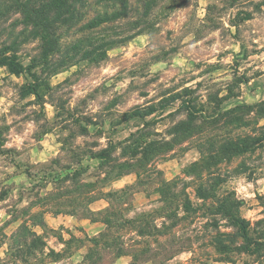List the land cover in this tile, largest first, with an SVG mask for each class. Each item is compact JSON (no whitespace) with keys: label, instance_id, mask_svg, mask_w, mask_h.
<instances>
[{"label":"rangeland","instance_id":"rangeland-1","mask_svg":"<svg viewBox=\"0 0 264 264\" xmlns=\"http://www.w3.org/2000/svg\"><path fill=\"white\" fill-rule=\"evenodd\" d=\"M86 1L87 7H84L83 11L87 13L85 18H88L98 7L93 4L94 0ZM154 5L155 8L151 6L146 22H139L142 19L141 11L131 13L121 22L126 23V29L121 26L115 32L98 28L79 30L78 24L70 28L60 27L59 43L62 45L59 50L77 38L83 39L81 44L86 46L98 38H110L116 33L130 37L124 42L110 45L106 56L98 63L81 60L60 66L55 64L60 54L55 53L47 65L41 64L32 68L33 75L26 72L15 75L6 67H0V80H25L22 85L14 82L10 84L8 91L18 98L17 102L24 103H20L19 107L10 106L6 114L2 111L4 93L0 92V164L15 169L14 172L0 176V211L10 216V219L0 224V259H3L2 253L7 249L6 264H14L16 261L29 264L33 258L36 259V264H264V192L261 190V182L264 181V145L235 157L230 163L222 162L218 165V174L224 182L219 185L217 195H225L228 192L240 201L239 213L249 223L245 239L233 235L235 229L226 220L218 219L217 215H206L203 209L196 213L183 212L181 207V200L187 197L193 207L210 202L197 198L195 183L193 179H186L188 176H185L183 170L200 157L196 142L211 133L224 134L227 129L221 124L213 128L203 126L198 134L176 143L170 150L156 149L151 155H147L141 146L132 156L133 144L128 140L136 133L132 129H140L142 124L149 136H145L141 141L157 140L161 143L163 139H157L161 135L157 129L175 122L165 129L167 134L172 135L170 132L173 127L185 119L186 111L183 110L188 105L197 110V118L200 113L209 114L219 107L225 110L236 104H254L262 101L253 99L252 103H247L241 102V98L247 99L245 89L247 96L264 95V87L260 85L264 70L257 67L249 76L247 73L250 69L245 68V74L237 75L242 61L264 55V48L258 43L257 34L252 32L247 24L253 20V12L246 10L247 6L243 4V0H156ZM233 8H239L240 11L226 22L224 16ZM253 9L257 15L256 23H264L262 5L257 3ZM201 12L203 16L200 15ZM134 22L139 23L134 26ZM9 24L10 21L7 20L3 24L4 27L0 28V43L9 35V29L6 28ZM197 24L200 26L197 27ZM242 24L245 25L243 29L239 27ZM18 29V26L14 27L9 41L16 37ZM146 33H151L154 37V43L160 49L158 54L149 55L145 49L134 43ZM245 33L251 36L249 43L253 47L248 50L241 44V53L233 60L231 66L233 78L227 88V95H222L224 89L221 88L208 90L207 104L200 103L205 90L215 86H210L197 77L203 75L211 78L216 74L222 75L223 66L216 61L227 59L231 54V49H228L224 53L210 56L206 49H211L217 40L227 45L229 37L239 41ZM86 35L92 36V39L84 40ZM205 35L209 39L203 40ZM189 36L193 37L192 41L188 40ZM17 42L22 63L26 58L41 53L38 39L19 36ZM193 42L197 44L195 49L191 47ZM188 57L193 60L207 57L208 60L207 67L203 64L192 65L198 70L203 68V71L197 72V76L180 81L181 85H190L195 80V87L185 86L180 92L175 91V86L164 89L157 92L156 96L150 97V100L157 102H149L144 108L134 104L127 111H123L133 99L132 93L138 92L140 99L148 97L152 85L157 80L173 76L172 65H175L176 60ZM169 60L171 64L168 63ZM81 64L84 65L83 69L78 67ZM130 64L132 70L128 71V76L143 83H129L124 95H115L108 99L109 89L121 84L124 79L122 73ZM157 64H164L167 71H157L151 78L145 79L151 67ZM112 67L120 69L115 82H105L86 98L77 99L75 107L70 110L68 105L73 93L69 86L82 89L88 80L107 75L104 69L111 71ZM5 72L7 75H4ZM53 78L60 79L54 84ZM31 87H34L36 92H29ZM32 96H35L34 100L31 99ZM11 98L9 96V99ZM177 101L179 107L170 111ZM89 104L100 105L101 111L84 115ZM150 107L154 108V111L143 118L132 115L136 111H149ZM49 108L55 111L51 124L46 117ZM27 109L31 111H26ZM153 113H157V116L149 119ZM15 117H19V121ZM10 118L11 123H8ZM242 118L249 122L256 116L251 112L244 113ZM41 120H44L43 124L40 123ZM258 122V125L264 124V119ZM28 123L35 125V129L30 133L26 127ZM255 127L250 123L232 130L230 134L259 135L260 130ZM54 129L68 131L69 135L56 141L60 149L49 163L33 164L30 150L27 157L21 158L22 152H18L14 147H4L10 137L24 136L25 143L35 140L39 143L40 151H43L46 137ZM125 132L129 133L127 137L123 135ZM78 137L84 138L83 147L73 148L72 145ZM105 141L106 148L103 146ZM53 147L54 145H49V148ZM106 153L108 156L104 157L103 154ZM116 166L126 170V173L117 175L119 171ZM89 168H94V171L89 173ZM21 175L25 177L26 182L31 183V187L26 191L23 187L24 181L17 183ZM92 177L96 178L94 182H82V178L91 180ZM174 180L176 185L170 190L169 187L166 188L168 192L164 201V197L156 190L162 187L164 182ZM49 184L54 186L55 191L42 196L41 193ZM121 188L124 189L123 193L115 194V197L108 195ZM14 190H18L17 197L14 201L8 200ZM183 192L186 195L182 194ZM171 194L176 195L175 201H171ZM90 195L97 197L87 205L94 213L88 212L85 207L82 208L86 206V197ZM25 198H32L31 203L23 208L18 207ZM5 200H8V205L11 206L4 204ZM137 207L150 210L137 213L133 217L137 218L136 222L128 223L123 228L117 229L113 226L111 230L106 231V226L99 221L101 210H114L118 218H127L128 213ZM167 211L169 214L174 212L173 217L167 218ZM34 215H39L44 225L34 223ZM157 221L161 222L160 228L156 227ZM214 221L216 225L213 224ZM24 224L36 235L28 255L24 245L16 247L11 242V235ZM17 225L18 227H14ZM37 228L40 229L39 233L36 232ZM105 232L109 234V238H103L100 247H93L91 238L102 239L101 234ZM177 233L180 235L177 236ZM218 233H225V236L234 240L231 244L228 242L230 246L227 253H218L209 244L210 236L219 235ZM31 239L32 237H28L25 244L29 245ZM255 239L258 242L251 244L250 241ZM49 240L52 243H49ZM57 248H60V251H57ZM18 250L22 252L16 257L14 254ZM45 250L46 256L37 258L36 254H43ZM86 254L89 256L85 257ZM120 254L122 255L119 256Z\"/></svg>","mask_w":264,"mask_h":264},{"label":"trees","instance_id":"trees-1","mask_svg":"<svg viewBox=\"0 0 264 264\" xmlns=\"http://www.w3.org/2000/svg\"><path fill=\"white\" fill-rule=\"evenodd\" d=\"M156 0H94L93 4L98 7L97 11H94L93 15L85 18L86 12L84 7H87L86 0H0V28L4 27L3 24L10 21V24L6 27L9 29V35L5 41L0 43V67H6L8 71L15 75H20L24 72L31 73L32 68H36L39 65H47L51 56L55 53H59V59L55 61V64L62 66L64 63L74 64L81 60L93 61L98 63L106 56L107 48L116 43L124 42L128 38L127 34L116 33L115 36L110 38H98L95 42H90L86 46L82 45L83 39L77 38L75 41L65 45L63 49L59 50L62 45L59 43L60 27L65 26L70 28L78 24V29H97L98 30H111L115 32L117 28L123 27L126 23H121L128 14L137 13L141 11L140 23H144L147 20V15L151 11L152 7L155 8L154 2ZM108 2V3H107ZM152 6V7H151ZM137 21V20H136ZM134 22V26L136 23ZM19 27L16 32V37L9 41V37L13 34L14 27ZM16 29V28H15ZM121 29V30H123ZM5 31V28L2 29ZM119 31V30H118ZM91 33V32H90ZM126 33V32H125ZM28 36L33 37L40 42L41 53L30 56L31 61L27 65L22 63L21 55L19 53V45L17 37ZM127 36V38H125ZM92 36L86 35L84 40L90 41ZM86 41V42H87ZM29 92H36L34 87L30 88ZM144 111V110H143ZM154 111V108L144 112H133L132 115L145 117ZM186 116L185 119L179 121L170 132L174 137L171 141L148 140L141 141V139L149 136L148 132H145L143 128L137 129L136 133H133L128 140H131L132 156L137 152L136 149L143 146L142 149L147 155H151L156 149L162 151L170 150L176 143L185 141L191 138L193 135L198 134L203 128L218 127L220 124L227 131L224 134H208L202 137L199 142H196V147L200 153V157L191 162L183 170L185 176L191 177L195 183V193L199 200L210 201L207 205L205 203L198 204L193 207L191 200L187 197L182 201V211L196 213L197 211L204 210L206 215H217L218 219L226 220L231 227L235 229L233 235L244 237L247 239V227L249 223L240 215L239 207L240 201L236 197H232L228 192L225 195H217L219 185L224 182L220 179L218 165L222 162L230 163L235 157L242 155L249 151L252 152L261 145H264V124L258 125L260 119H264V100L254 104H236L233 107L225 110L216 108L211 113L206 114L202 112L199 121H196L197 110L192 107H185ZM253 112L256 116L255 119L245 121L242 118L244 113L248 114ZM253 121V122H252ZM247 123V124H245ZM253 123L258 130L259 135L251 134H230L232 130L238 129L241 126H247ZM201 128V129H200ZM146 136V137H145ZM142 144V145H141ZM130 155V156H131ZM107 157L108 154H103ZM118 174L126 173V170H122L121 167L116 166ZM175 180L172 182H164L162 187L157 188L158 194L164 197L167 195L166 188L170 190L176 184ZM173 184V185H172ZM172 185V186H171ZM124 189L121 188L118 191L111 192L108 195L115 197V194L123 193ZM182 194H185L184 192ZM186 195V194H185ZM171 201L176 200V195L171 194ZM97 197L92 195L86 197V208L88 212L94 213L88 209V204ZM120 198V196H119ZM163 201V199H162ZM199 203V202H198ZM205 205V206H204ZM167 210V209H166ZM99 213V212H98ZM167 213V218L173 217V213ZM32 220L36 224L44 225L43 220L39 215L32 216ZM137 218H118L114 210H101L100 222H102L106 228V231L112 229L113 226L123 228L126 224L135 223ZM216 225V221L213 222ZM218 225V224H217ZM219 235L210 236V245L218 253H227L230 244L234 241L230 236H225V233H218ZM102 235V236H101ZM98 237L91 238V244L93 247H100L103 238H109V234L102 233ZM28 237H32L29 245ZM36 239V235L30 230L26 224L20 225L16 232L11 235V242L14 246L20 247L24 245L27 249V255L30 252V245ZM227 242V243H224ZM228 242H230L228 246ZM258 240H251L250 243H257ZM107 244V242H105ZM109 245L107 244V247ZM247 251V250H246ZM19 251L14 255L20 256ZM120 254L119 256H121ZM89 255L86 254L85 257ZM118 256V257H119Z\"/></svg>","mask_w":264,"mask_h":264},{"label":"clouds","instance_id":"clouds-1","mask_svg":"<svg viewBox=\"0 0 264 264\" xmlns=\"http://www.w3.org/2000/svg\"><path fill=\"white\" fill-rule=\"evenodd\" d=\"M257 3H260L262 5V10H264V0H243V4L246 5V10L249 12H253V20H250L247 22V24L250 26V30L252 32H255L258 36V43L261 45L262 48H264V23L261 24H257L256 20H257V15L254 12L253 6ZM221 7H223V4H221ZM240 11L239 8H233L230 9L229 12L224 16V20L227 22L228 20H230L232 17H234L235 13ZM201 16H203V12L200 13ZM202 23V21H201ZM200 25L197 24V27H199ZM239 27L241 29H243L245 27V25H239ZM213 35H216L215 33H213ZM193 37L189 36L188 40L192 41ZM209 39V37L207 35H205L203 37V40H207ZM251 39V36H249L248 34H244L242 39L237 41V40H233L231 37L228 38V43L227 45H225L222 41L217 40L216 44L211 48V49H206V51L208 52V54L210 56H215L216 53H224L226 52L228 49H231V54L227 56V59H222L219 61H216L218 63H220L223 66V74H216L215 76H212L211 78H209L208 76H198L197 79L201 80V81H206L208 85L212 86L214 85L215 87H212L210 89H206L205 90V94L202 96L200 103L203 104H207V98H206V93L208 90H212L214 91L216 88H221L224 89V91L222 92V95H227V88L229 86V84L232 82V78H233V73L231 71V66L233 63V60L241 53V44H243L245 46L246 49L250 50L253 45L249 43V40ZM203 40L200 41V43H203ZM136 43L139 47L145 49L149 55H156L159 53L160 49L159 47H157L156 43H154V37L152 36L151 33H146L139 41L134 42ZM191 47L193 49H195L197 47V44L195 42L191 43ZM31 61V57L26 58L23 63L25 65H27L28 63H30ZM257 61H259V63H257ZM169 64H171V60H169L168 62ZM193 64H203L204 67H207L208 64V60L207 57H201L200 59H196L193 60L190 57L186 58V59H177L175 65H172V71H173V76L169 77V78H162L157 80V82L155 84L152 85V90L149 92V96L148 97H144L143 99H140L138 97V92H134L132 93V97L133 99H131L127 105V107H125L123 109V111H127L128 108H131L134 104H139L142 108L147 107V103L149 102H157V101H152L150 100V97H154L157 95V92L159 91H163L164 89H169V88H173L175 86V91L176 92H180L182 91L183 87L187 86V87H195L196 86V81H192V83L190 85H181L180 81L181 80H187L190 79L193 76H197V72L198 71H203V68L201 69H196L194 68L192 65ZM79 68L83 69L84 65H78ZM259 67L262 70H264V55H261L259 57H253L250 58L249 61H242L241 62V66L239 68V71L237 73V75H241V74H245V68L250 69V71L247 73V75L251 76L252 72H254L256 70V68ZM132 70V65L130 64L128 69L125 70L122 73V76L124 77V79L122 80L121 84L118 87H114V88H110L109 89V96L108 99L113 98L115 95H124L125 94V90L127 88V85L129 83L132 84H141L143 83V81L140 80H133L131 77L128 76V71ZM157 71H167V69L165 68L164 64H157L151 67V70L148 74V76L145 79H149L151 78L152 75H154ZM104 72L107 75H101L99 77H97L96 79L93 80H88L86 82V86L81 88H77V87H73V86H69L72 88V93H73V97L70 99V103L68 105L69 109L71 110L72 108L75 107L76 104V100L77 99H84L87 97V95L89 93H92L95 89L101 87L102 84H104L105 82H115L116 79V75L118 73H120V69L119 67H112L111 71H109L108 68L104 69ZM4 75H7V73L5 72ZM26 75V74H25ZM60 78H53V83L55 84L57 82V80ZM220 81V82H218ZM14 82L16 84H20L22 85L23 83H25L24 79H15V78H11V80H0V85H2L3 87H0V92L4 93L3 96V113H7L8 109L10 106L14 105L16 107L20 106V103H24V101L21 102H17L18 98L13 95L10 91H8V89L10 88V84ZM260 85L261 87H264V77L261 78L260 80ZM67 90V89H66ZM245 95L247 97V99H245V97L241 98V102H247V103H252L253 99H257V100H264V95H260V96H247V89H245ZM9 96H11L12 98L9 99ZM31 99H35V96H32ZM159 99H163V97H159ZM179 107V101H177L175 107H173L172 109H170V111H175L176 108ZM26 111H31V109H27ZM101 111V106L100 105H92L89 104L88 108L85 110V112L83 113L84 115H92L93 113H98ZM165 115H167V113H165ZM157 116V113H153L152 117H149V119L153 118ZM47 120L49 122V124H51V121L55 118V111L52 108H49V110L47 111L46 114ZM15 119H17V121H19V117H15ZM93 119H95V116H93ZM8 123H11V118L9 119ZM41 124L44 123V120L40 121ZM175 122H171L170 124H166L160 128L157 129V131H159L161 133L160 137H157V139H163L165 141H171L173 139L172 135H169L166 133L165 129L167 127H170L174 124ZM29 133L31 131H33L35 129V125L32 123H28L26 125ZM140 127L142 128L143 125L141 124ZM137 129L133 128L132 131H136ZM69 135L68 131H63L61 132L59 129H54L47 137H46V143L44 146V150L40 151L39 149V143L35 140H29L27 143H25V138L24 136H15V137H10L9 138V142H7L4 147L5 148H15L18 152H22V157H27L29 155V150L31 151V155H32V163L33 164H40L41 162L43 163H49L51 161L52 158H54L56 156L57 151H59L60 149V145L56 143L57 140L62 139L63 137H67ZM125 137H127L129 135L128 132H125L123 134ZM83 137H78L75 142L73 143L72 147L75 148L77 146H80L81 148L83 147ZM49 145H54L53 148H49ZM103 146L106 148L107 147V142L105 141ZM99 149H93V151H98ZM198 158V157H194ZM2 159V158H0ZM95 163V162H94ZM183 167V165H182ZM15 169L12 167H7L6 164H0V176L3 175H7L8 173L14 172ZM94 171V168H89L88 172L91 173ZM95 177H92L91 180L87 179V178H82V182L83 183H88V182H94L95 181ZM186 179H192L191 177H187ZM24 181V190L26 191L27 188L31 187V183L26 182L25 181V177L24 176H20L19 180L17 181V183H20ZM262 184V192H264V181L261 182ZM55 191L54 186L52 184H49L48 188L41 193L42 196H47L50 192ZM18 194V190H14L8 200H15V198L17 197ZM94 195V193H93ZM31 199L32 198H25L23 200V203L19 204L18 207L23 208L26 207L27 205H29L31 203ZM8 200L4 201V204L8 205ZM11 206V205H8ZM153 207H159L160 205H152ZM149 208H142V207H137L133 212L128 213L127 218L131 219L133 218L137 213L139 212H143V211H149ZM10 219V216L5 215L3 211H0V224H3L4 220ZM14 227H18L14 226ZM156 227L160 228L161 227V222L157 221L156 222ZM36 232L39 233L40 229L37 228ZM180 234L177 233V236H179ZM67 239V237H65ZM49 243H52L51 240H49ZM153 247H155V245H153ZM57 251H60V248H57ZM3 255V259H0V264H6L7 261V249L4 250V252L2 253ZM42 255L46 256V250L43 254L41 253H37L36 256L41 257ZM14 264H20L19 261L14 262ZM29 264H36V259H30Z\"/></svg>","mask_w":264,"mask_h":264}]
</instances>
